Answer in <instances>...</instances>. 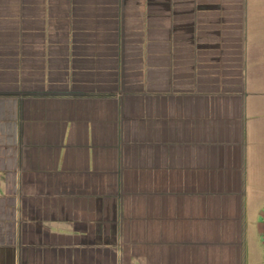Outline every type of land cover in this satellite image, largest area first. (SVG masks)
<instances>
[{"label": "crops", "instance_id": "0c3cea01", "mask_svg": "<svg viewBox=\"0 0 264 264\" xmlns=\"http://www.w3.org/2000/svg\"><path fill=\"white\" fill-rule=\"evenodd\" d=\"M245 7L0 0V264L259 262Z\"/></svg>", "mask_w": 264, "mask_h": 264}, {"label": "rangeland", "instance_id": "374dc122", "mask_svg": "<svg viewBox=\"0 0 264 264\" xmlns=\"http://www.w3.org/2000/svg\"><path fill=\"white\" fill-rule=\"evenodd\" d=\"M244 16L245 47L252 52V54L250 52L249 57L252 58L256 73L260 76L258 86L255 88L264 90V0H246ZM254 100L256 105V126L253 136L256 141L253 143V152L256 164L252 161V169L256 172L252 174L254 182L251 183V190L253 189L250 194L251 210L247 218L249 220L250 217L253 218L259 214L255 212L257 203H259L260 209H263V214L260 217L264 220V97L255 95ZM248 220L247 222H249ZM255 264H264V252L260 255L259 262Z\"/></svg>", "mask_w": 264, "mask_h": 264}]
</instances>
